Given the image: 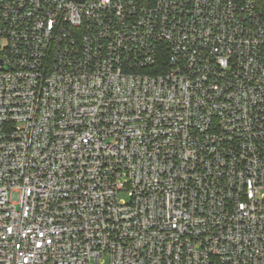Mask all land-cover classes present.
<instances>
[{
	"label": "built area",
	"instance_id": "2783aa9c",
	"mask_svg": "<svg viewBox=\"0 0 264 264\" xmlns=\"http://www.w3.org/2000/svg\"><path fill=\"white\" fill-rule=\"evenodd\" d=\"M0 42V264H264L256 0H0Z\"/></svg>",
	"mask_w": 264,
	"mask_h": 264
},
{
	"label": "trees",
	"instance_id": "16d2710c",
	"mask_svg": "<svg viewBox=\"0 0 264 264\" xmlns=\"http://www.w3.org/2000/svg\"><path fill=\"white\" fill-rule=\"evenodd\" d=\"M256 1H257V4H258L260 11L264 15V0H256Z\"/></svg>",
	"mask_w": 264,
	"mask_h": 264
},
{
	"label": "rangeland",
	"instance_id": "374dc122",
	"mask_svg": "<svg viewBox=\"0 0 264 264\" xmlns=\"http://www.w3.org/2000/svg\"><path fill=\"white\" fill-rule=\"evenodd\" d=\"M0 44H1V42H0ZM121 198H123V199H125V200H129V196H128L127 193H123V194L121 195ZM103 264H108V261H104Z\"/></svg>",
	"mask_w": 264,
	"mask_h": 264
},
{
	"label": "snow or ice",
	"instance_id": "6c2138e0",
	"mask_svg": "<svg viewBox=\"0 0 264 264\" xmlns=\"http://www.w3.org/2000/svg\"><path fill=\"white\" fill-rule=\"evenodd\" d=\"M51 26V25H50ZM241 207H243V206H241Z\"/></svg>",
	"mask_w": 264,
	"mask_h": 264
},
{
	"label": "water",
	"instance_id": "95a60500",
	"mask_svg": "<svg viewBox=\"0 0 264 264\" xmlns=\"http://www.w3.org/2000/svg\"><path fill=\"white\" fill-rule=\"evenodd\" d=\"M82 1V0H81Z\"/></svg>",
	"mask_w": 264,
	"mask_h": 264
}]
</instances>
